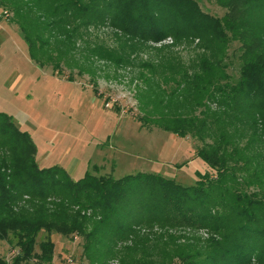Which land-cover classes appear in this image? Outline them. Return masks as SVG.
Masks as SVG:
<instances>
[{
  "label": "trees",
  "instance_id": "16d2710c",
  "mask_svg": "<svg viewBox=\"0 0 264 264\" xmlns=\"http://www.w3.org/2000/svg\"><path fill=\"white\" fill-rule=\"evenodd\" d=\"M215 2L222 17L197 0H0L14 21L37 20L40 29L22 28L29 53L57 56L60 70L93 79L99 61L142 68V126L190 136L206 167L191 186L148 173L114 179L97 166L72 180L60 167L40 168L31 137L0 113V241L18 247L0 264H50L54 233L81 237L89 264H264V0ZM195 41L201 53L189 72L171 53ZM232 42L235 83L223 65ZM186 230L209 235L170 232Z\"/></svg>",
  "mask_w": 264,
  "mask_h": 264
},
{
  "label": "rangeland",
  "instance_id": "374dc122",
  "mask_svg": "<svg viewBox=\"0 0 264 264\" xmlns=\"http://www.w3.org/2000/svg\"><path fill=\"white\" fill-rule=\"evenodd\" d=\"M197 1L202 11L210 15L222 17L225 13L215 0ZM5 12L0 6V113L11 117L15 126L31 137L40 168L57 166L72 172V180H79L97 166L98 175H110L114 179L148 173L182 186L194 185L198 173H205V164L196 156L199 142L190 136L181 138L163 131L152 123L143 127L139 121L145 118L137 99L139 89L145 87L138 78L142 68H115L99 61L95 63L98 70L93 79L90 72L79 75L77 70L65 65L60 70L54 66L57 56L49 61L29 53L22 28L30 25L38 28L37 20L28 16V21L17 22L12 19L13 14ZM101 38L111 43L107 34H101ZM170 43L167 39L161 45ZM196 43L174 47L171 55L179 57L181 65L188 68L195 54L201 53L195 50ZM238 47L237 42L230 43L223 59L231 83L239 78ZM147 55L140 57L147 59ZM72 59L77 60L75 56ZM173 86L169 83L164 87L168 91ZM170 232L200 241L209 235L205 231ZM46 236L42 231L37 242ZM51 236L55 248L50 264H89L82 255L81 237L55 233ZM10 240L0 241V259L7 263L18 253L16 239ZM35 251L38 252V247Z\"/></svg>",
  "mask_w": 264,
  "mask_h": 264
},
{
  "label": "crops",
  "instance_id": "0c3cea01",
  "mask_svg": "<svg viewBox=\"0 0 264 264\" xmlns=\"http://www.w3.org/2000/svg\"><path fill=\"white\" fill-rule=\"evenodd\" d=\"M68 174H69V176L71 177V175H72V172H70V171H66Z\"/></svg>",
  "mask_w": 264,
  "mask_h": 264
},
{
  "label": "built area",
  "instance_id": "2783aa9c",
  "mask_svg": "<svg viewBox=\"0 0 264 264\" xmlns=\"http://www.w3.org/2000/svg\"><path fill=\"white\" fill-rule=\"evenodd\" d=\"M76 238V237H75Z\"/></svg>",
  "mask_w": 264,
  "mask_h": 264
}]
</instances>
